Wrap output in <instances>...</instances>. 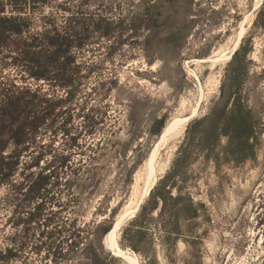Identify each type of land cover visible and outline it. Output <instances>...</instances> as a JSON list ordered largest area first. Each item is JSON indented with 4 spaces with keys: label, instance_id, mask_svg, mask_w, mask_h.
Returning a JSON list of instances; mask_svg holds the SVG:
<instances>
[{
    "label": "rangeland",
    "instance_id": "rangeland-1",
    "mask_svg": "<svg viewBox=\"0 0 264 264\" xmlns=\"http://www.w3.org/2000/svg\"><path fill=\"white\" fill-rule=\"evenodd\" d=\"M12 6L5 4L4 12H18ZM16 6L25 7L19 13L30 32L63 30L69 17L88 13L108 28L73 51L80 66L76 90L53 127L46 120L35 136L40 165L55 181L46 193L55 203L46 211L59 217L48 226L33 224L31 238L8 264H264V0H47ZM148 6L155 15L144 13ZM241 31L239 42L250 47L245 77L226 71ZM13 46H0V85L39 87L52 100L67 97L53 79L33 81L13 63ZM67 116L65 131L60 124ZM236 126L246 131L234 134ZM181 147L187 151L183 180L173 181L198 203L194 214L184 215L183 199L167 203L163 213L158 207L139 224L141 233H133L130 220ZM35 154L30 149L22 158ZM55 155L67 156L66 165L54 162ZM8 194L0 185L1 249L17 247L11 238L21 231L14 220L23 201H9ZM121 216L116 246L109 248L100 233ZM125 226L140 250L121 236ZM164 226L177 232L163 235ZM51 227L62 233L48 252L40 232Z\"/></svg>",
    "mask_w": 264,
    "mask_h": 264
},
{
    "label": "trees",
    "instance_id": "trees-1",
    "mask_svg": "<svg viewBox=\"0 0 264 264\" xmlns=\"http://www.w3.org/2000/svg\"><path fill=\"white\" fill-rule=\"evenodd\" d=\"M18 1L23 5L28 4L30 7L47 2V0H9L5 3L0 0V46L13 44L14 55L11 56L13 63H19L18 65L24 67L28 77L33 81L39 82L48 77L53 79L55 85L67 90V97L52 100L45 98L39 87L17 86L13 83L0 85V185L6 186L9 192L6 196L8 200L21 197V201H23V208L14 220L15 224L21 226V231L19 235L11 238L13 241H17L18 245L14 248H0V264H8L17 259L19 250L24 248L33 234V224L36 225L40 222L48 226L59 217L58 212L46 211L51 203H55L51 202V198L46 195L55 181L54 178H51V171H47L40 165L42 152L37 150L40 149V146L36 142L35 136L44 121L49 120L50 128L53 127L58 114L62 112L63 104L76 90L75 83L80 66L75 62L73 51L77 47L79 48L93 33L108 28L103 19L94 18L93 14L88 13L85 16L69 17L68 25L63 30L52 27L30 32L27 30L29 24L27 17L19 13V10L22 11L25 7L16 6ZM5 4L14 5L13 9L18 12L6 14L4 12ZM154 12L153 6H148L144 10L145 14L155 15ZM249 51L250 47L247 46V41L242 39L226 64V71L232 70V73L236 72L245 77L250 63V60L247 59ZM223 84L224 80L222 87ZM237 102V98H233L232 104L237 105ZM65 120L63 124H60V128L63 127L65 131H68L70 128L66 129V125L69 123V116ZM190 125L185 129L184 142L190 137ZM227 126L228 124L225 128ZM244 131L246 130L241 129L240 126L234 128V134L240 135ZM74 140V136L69 138V145H72ZM30 149L36 150V154L28 160H23L22 157L29 153ZM186 152V149L181 147L178 156L172 160L163 176L149 189L148 195L129 222V226L133 227H130V231L135 234L141 233L139 224L150 219V214L154 209L159 207L158 214H161L167 203L173 206L181 199L185 201L184 215L194 214L198 203H194L191 197L186 192H182L173 181V177L183 180L181 165L185 162ZM67 160L68 157L65 155H55L53 158V161L59 163L60 166L66 165ZM16 176H20V179H16ZM72 185L73 180L67 181V187H72ZM173 187L176 190L175 194H172L171 191ZM29 205H32L31 208H26ZM168 215L170 219H175L176 214L173 211H169ZM111 227L110 225L105 226L100 235H106ZM174 227H171L170 230L164 226L163 235L170 232L176 233ZM128 231L129 229L125 226L121 231V236L129 238L128 244L131 248L140 250ZM61 233V230L52 227L40 232V235L46 238L48 252L52 251L54 247L52 240ZM42 243L44 242H40L35 249L39 250ZM49 256L56 261L58 253L53 252Z\"/></svg>",
    "mask_w": 264,
    "mask_h": 264
},
{
    "label": "bare ground",
    "instance_id": "bare-ground-1",
    "mask_svg": "<svg viewBox=\"0 0 264 264\" xmlns=\"http://www.w3.org/2000/svg\"><path fill=\"white\" fill-rule=\"evenodd\" d=\"M241 36H242V31L238 35L237 41L235 43V46L238 45ZM174 123L175 122L169 123L166 126V128L164 129L162 135H166V133H168L170 131V129L174 126ZM154 158H155V150L152 151V153L150 154V157H149L150 160L149 161L153 162ZM121 222H122V216L115 220V222L112 225L111 229L106 233L104 241H105V244H106L107 247L114 248L116 246V234H117V232H118V230L120 228ZM135 260L136 259H133L131 261V264H138V262H136Z\"/></svg>",
    "mask_w": 264,
    "mask_h": 264
}]
</instances>
